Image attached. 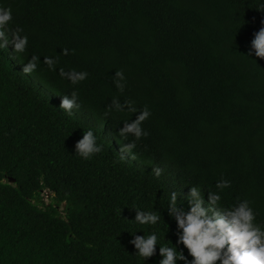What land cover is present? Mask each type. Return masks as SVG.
Returning a JSON list of instances; mask_svg holds the SVG:
<instances>
[{"label":"trees","instance_id":"trees-1","mask_svg":"<svg viewBox=\"0 0 264 264\" xmlns=\"http://www.w3.org/2000/svg\"><path fill=\"white\" fill-rule=\"evenodd\" d=\"M0 264H264V0H0Z\"/></svg>","mask_w":264,"mask_h":264},{"label":"rangeland","instance_id":"rangeland-1","mask_svg":"<svg viewBox=\"0 0 264 264\" xmlns=\"http://www.w3.org/2000/svg\"><path fill=\"white\" fill-rule=\"evenodd\" d=\"M26 78H28L29 80H31L34 85L38 86L37 85V82L30 76V74H28L25 70L23 69H20L19 70ZM43 92L45 94H47L50 98H52L54 101H57L59 102L58 98L52 94L48 89L44 88L43 89ZM63 107L64 109L68 112V113H71L74 115L73 111L66 105L63 104ZM97 129L99 131H103L104 130V127L102 125H98ZM119 151L121 152V154L127 159V160H130L131 162H133V159L131 158V156L126 152L124 151L122 148L118 147ZM50 199L48 197L45 196V203H50ZM244 259L246 260V258L244 257Z\"/></svg>","mask_w":264,"mask_h":264},{"label":"built area","instance_id":"built-area-1","mask_svg":"<svg viewBox=\"0 0 264 264\" xmlns=\"http://www.w3.org/2000/svg\"><path fill=\"white\" fill-rule=\"evenodd\" d=\"M44 195H45L46 197H48V194H47V192H45V193H44Z\"/></svg>","mask_w":264,"mask_h":264}]
</instances>
